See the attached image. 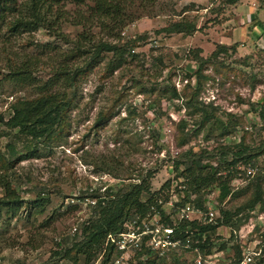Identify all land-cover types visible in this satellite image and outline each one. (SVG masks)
I'll return each mask as SVG.
<instances>
[{
	"label": "rangeland",
	"instance_id": "rangeland-1",
	"mask_svg": "<svg viewBox=\"0 0 264 264\" xmlns=\"http://www.w3.org/2000/svg\"><path fill=\"white\" fill-rule=\"evenodd\" d=\"M228 3L135 0L128 9L132 21L124 29L108 33L92 25L89 41L79 53L76 44L88 29L74 25L80 8L72 5L64 6V18L54 29L40 28L21 36H10L2 29L0 118L5 121L18 99L38 96L36 87L5 78L21 55L38 57L40 64L33 76L41 82L54 78L55 70L66 63L83 73L75 85L74 105L60 139L50 145L32 146L33 153L23 152L11 163L7 145H15L22 152L26 142L13 133L0 138V197L4 196L3 184L10 182L24 203L33 201L39 192H45L49 199L38 215L26 204L14 215L6 209L0 211V264H72L68 257H54L53 248L57 238H66L70 227L80 223L78 208L68 207L66 200L90 186L88 176L107 173L124 183L155 172L149 184L152 192H158L170 180L173 162L190 148L202 156V164L213 166L217 172L215 182L200 191L207 210L233 212L250 200L253 181L232 182L233 195L220 204L217 186L229 180V175L222 164L218 140L231 146L233 152L241 145L254 151L264 144V0ZM181 20L195 23L199 30L191 36L155 35ZM254 29L255 35L249 37ZM99 42L126 46L127 51L123 58L105 53L100 62L85 64L87 51ZM220 44H235L238 49L207 64L203 76L211 79L199 82L193 77L198 64L191 52L200 48L206 57ZM73 50L74 57L64 62L61 57ZM174 88L183 96L182 102L174 100ZM210 115L224 120L225 131L208 119ZM98 118L106 120L97 127ZM194 124L199 125L196 132ZM188 129L189 136L184 137ZM0 132H7L1 122ZM258 166L264 173V152ZM217 238L218 245L225 243L227 248L226 255H215L218 262L235 256L238 247L242 254H251V264H259L261 258L264 264V204L257 206L238 231L220 228ZM100 245L93 248L95 256ZM165 257L161 264H190L192 259L187 253ZM77 258V264H86L84 256Z\"/></svg>",
	"mask_w": 264,
	"mask_h": 264
},
{
	"label": "trees",
	"instance_id": "trees-1",
	"mask_svg": "<svg viewBox=\"0 0 264 264\" xmlns=\"http://www.w3.org/2000/svg\"><path fill=\"white\" fill-rule=\"evenodd\" d=\"M135 0H0V34L2 29L10 36H21L22 34H32L43 29H54L58 26V21L64 18V6L72 5L80 8L75 14L74 25L80 26L83 29H88V33H82L80 42L76 44L78 53L84 47V42L89 41L88 35L91 32L90 27L94 25L100 31L112 33L120 31L131 22V17L128 14V9L132 6ZM243 0H229L230 5L241 3ZM56 9V10H54ZM85 9V10H82ZM84 11V12H81ZM257 23V22H256ZM255 23V26H256ZM258 25V24H257ZM257 27V26H256ZM263 27V26H262ZM256 29V28H255ZM249 33V37L255 35ZM199 29L195 23H187L184 20L176 22L166 28L158 30L155 35L162 32L167 34H184L191 36ZM264 30V27H263ZM256 37V36H255ZM87 38V40H86ZM92 38V37H91ZM82 39V41H81ZM91 40V39H90ZM134 44V41L132 42ZM93 50L87 51V60L85 64L89 65L92 61L102 60L103 54H118L119 58H123L126 46L108 44L99 42L97 45L93 44ZM236 51L238 46L235 44L231 46L217 45L209 56H202L200 48L191 52L194 58L193 61L198 64V69L193 74L196 79L209 81V76H203V68L211 63L213 60L219 59L220 56H227L229 50ZM132 51V49H130ZM75 55L74 50L63 55L64 62H69ZM40 64L37 56L23 54L19 58V63L13 65L7 71L5 78L10 82L20 85H30L38 89V96L33 99H18L11 109L12 115L8 120L0 118V122L5 127L7 132H0V138L3 135L13 133L17 139L25 140V147L20 152L15 145H7V160L11 163L22 155L23 152L33 153L32 146L38 144L50 145L51 142L60 139L63 131L69 123V114L73 108L75 100V85L78 77L82 74L81 68L72 69L68 64L60 65L55 70V77L45 82L36 80L33 73L37 71V66ZM190 78V76H188ZM172 96L175 101L179 103L183 101V96L179 90L173 89ZM261 116L264 118V114ZM229 117H232L229 115ZM228 118V115H227ZM209 120H213L218 124L220 129L225 131L226 126L223 125L222 118L210 115ZM106 120V119H105ZM105 120L98 118L96 126L102 125ZM181 125L185 127V122L181 120ZM198 124L193 125V131L198 130ZM191 129L184 132L183 136H189ZM156 134V133H155ZM157 135V134H156ZM220 156L222 157V164L224 169L228 172L229 180L225 179L218 184L220 190L219 202L220 204L226 201L229 196H232L231 183L252 180V187H254V194L250 200L242 207L231 212L230 210L219 208L216 213V219L209 223L182 220L177 223L174 238L180 240V245L171 250L166 256H174L177 253H187L192 259L196 256L205 258L207 256L224 253L226 255V245L221 243L218 245L217 234L220 228L231 229V231H238L239 228L246 224L250 219V215L255 211L258 205L264 204V173L259 168L260 158L264 152V144H261L257 150L251 151L243 145L239 146L237 152H233L231 146L223 141L218 140ZM222 146V148H221ZM230 156V157H228ZM202 156L192 152L188 149L181 155L178 160L173 163V170H170V180H168L162 189L158 192H152L149 180L152 179L155 172L148 173L145 177L133 178L129 182L116 183L110 186L106 196L110 199L106 205L95 213V217L90 218L87 225H80V233L77 238L71 240L69 236L60 238V242H55L53 255L54 257H68L72 264H77L78 258L84 256L86 264H94L97 255H94L93 248L101 242L102 246L107 233L119 231L124 223L129 218L144 217L150 213L151 207H154L161 214L163 220L168 225L174 224L176 213L180 207L186 204L189 200L186 195L193 196L191 200L195 208L203 213H207L205 207V196H203L202 188L210 186L215 182L217 174L213 166L202 164ZM238 163L245 166H251L255 169V174L251 178H246L244 172L237 171ZM183 168L180 172V168ZM97 171V170H96ZM174 173V174H173ZM187 174V179L183 177ZM238 174H241L239 177ZM116 179L115 176H112ZM227 177V178H228ZM182 178V179H180ZM117 180V179H116ZM180 187H183L185 198L175 205V208L169 210L163 207V203L167 201L170 193L174 191L179 193ZM4 196L0 197V211L7 210V213H16L20 210L23 204L28 206L30 211L34 210V214L38 215L44 212L45 207L49 203L45 192H39L37 197L29 202L24 203L23 199L12 189L10 182L3 184ZM161 200L162 204H159ZM70 208H76L70 207ZM166 211L168 214L166 215ZM242 214V216H240ZM240 216V217H239ZM119 224V226L117 225ZM118 226V227H117ZM191 240V249H185L186 239ZM216 240V241H215ZM197 242V243H196ZM196 249V252L194 251ZM237 253L235 256L226 257L224 261L226 264H239L243 258V254L236 247ZM173 254V255H172ZM142 255L145 257L143 258ZM165 257V256H163ZM166 258V257H165ZM163 258L159 257L157 253L145 250L139 253L136 264H161ZM109 260L107 255L101 264H106ZM173 261L176 262L175 259ZM261 258L259 264H262ZM221 262V263H222ZM15 264H18L16 262ZM164 264V263H163Z\"/></svg>",
	"mask_w": 264,
	"mask_h": 264
},
{
	"label": "built area",
	"instance_id": "built-area-1",
	"mask_svg": "<svg viewBox=\"0 0 264 264\" xmlns=\"http://www.w3.org/2000/svg\"><path fill=\"white\" fill-rule=\"evenodd\" d=\"M237 171L240 173L244 172L246 178H251L255 174V169L251 166H238ZM238 175L241 177V174ZM88 178L90 186L83 193L76 194L66 200L68 207L76 206L78 208L77 213L82 215V218L79 219L80 223L70 227L69 238L71 240L79 235L80 225H87L89 219L95 217V213L106 205V202L110 199V196H106L110 186L121 183L120 180L112 178L107 173L93 174L88 176ZM183 189V187H180L181 192L179 193L171 192L167 201L163 203V207L169 210L175 208V205L185 198ZM186 199L189 201L178 209L172 226L166 224L158 210L151 207L148 215L142 218H129L119 231L107 233L95 264H101L107 255L109 260L106 264H136L139 253L145 250L157 253L159 257L166 256L171 250L176 249L180 245V240L174 238L177 223L182 220L209 223L216 219L214 211L208 209L205 214L195 208L191 202L193 196L188 195L187 197L186 195ZM159 204H162L161 200ZM167 214L168 212L166 211ZM55 242H60V238H57ZM185 249H191V240L189 238L186 239ZM194 251L196 252V249ZM142 257L144 258L145 256L142 255ZM221 262L216 260L215 255L205 258L198 255L191 264H226V262ZM251 263V254H243L239 264Z\"/></svg>",
	"mask_w": 264,
	"mask_h": 264
}]
</instances>
